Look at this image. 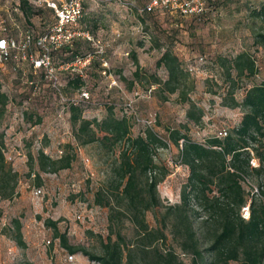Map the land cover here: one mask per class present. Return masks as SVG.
<instances>
[{
    "label": "rangeland",
    "instance_id": "obj_1",
    "mask_svg": "<svg viewBox=\"0 0 264 264\" xmlns=\"http://www.w3.org/2000/svg\"><path fill=\"white\" fill-rule=\"evenodd\" d=\"M28 1L34 14L29 19L20 12L14 17L20 29L30 28L37 35L53 21V15L40 0ZM129 1L138 7L147 3V0ZM262 1L204 0L206 10L198 17L200 20L193 17L173 18L159 10L141 16L134 9L108 0L98 4L90 0L84 2L77 28L87 31L91 38L99 41L103 46L102 53H96L95 47L86 39L77 38L68 48L76 47L79 54L92 51L95 62L90 63L82 77L59 69L58 78L67 97L76 95L80 88L88 90L91 98L81 106L82 116L88 120H102L109 108H113L116 117L124 116L121 105L133 97L135 90L142 92L146 89L152 76L166 79L164 67L156 66L165 50H171L184 68L198 56H204L206 60L202 65L197 64V74H190L195 87L189 96L202 111L200 123L194 124L186 118L187 105L180 103L175 93H165L166 99L162 100L157 87L149 98L133 102L141 117L153 120L151 129H145V132L150 130L166 142L165 145L154 146L153 161L157 167L150 176L156 174L162 179L157 185L160 209L155 212L149 210L145 214V221L151 227L162 222L164 206L179 202L180 191L188 176V168L178 160L177 147L169 140V131L179 129L199 144L216 137L221 129H225L227 135L232 134L239 125L242 111L227 105L229 94L239 102L246 88L252 84H264V49L254 43V35L261 31V23L251 16L252 10ZM17 3L18 0H0V35L6 30L13 33L6 10H12ZM114 14L125 15L129 19L122 22L125 17L115 19L111 17ZM111 27L119 30L113 38L109 33ZM143 34L149 38H144ZM241 51L251 55L257 73L255 76H236L231 71L233 79L227 80L226 60ZM133 54L138 61L139 78L133 75L136 69ZM64 56V52L54 54L56 66L65 60ZM103 62H106V67H103ZM111 77L116 80V85L109 87ZM30 79L38 82L37 90L28 85ZM0 85L7 95L5 112L0 118V132L3 134L4 154L12 157L11 161L5 160L17 173L14 195L9 199L0 198V264H65V256L69 253L54 238V228L47 221L53 222L59 232L66 234L70 245L98 253L99 239H105L108 234L109 209L98 205L94 198L100 189L111 191L110 183L119 155L99 143L86 146L76 143L69 110L41 80L40 74H34L29 63L19 64L16 70L8 64L1 67ZM62 108L64 110L60 112ZM128 123L132 138L143 132V128L130 118ZM98 135L101 136V133ZM39 149L53 160L70 156V167L54 171L48 166L40 170L37 162ZM85 159L87 162H84ZM242 185L250 196L258 197L260 190H264V179L249 173L243 178ZM33 187H41L43 194L33 197ZM108 197L111 207L114 206V198L109 193L105 194V198ZM117 208L121 209V206ZM190 208L198 212L194 216V227L200 235V223L205 214L198 209L195 200L190 201ZM78 214L81 219H76ZM13 219L21 224L23 247L12 238ZM114 222H122V232L128 239L132 238V221L127 213L117 215ZM165 232L167 244L173 246L185 264H191L190 256L182 254L171 241L169 229ZM47 240H50L49 244H46ZM74 256L73 264H98L81 253Z\"/></svg>",
    "mask_w": 264,
    "mask_h": 264
},
{
    "label": "trees",
    "instance_id": "obj_2",
    "mask_svg": "<svg viewBox=\"0 0 264 264\" xmlns=\"http://www.w3.org/2000/svg\"><path fill=\"white\" fill-rule=\"evenodd\" d=\"M85 1L83 0V10ZM124 1L135 5L132 1ZM15 7L27 19L34 14L28 0H18ZM156 10L173 18L179 17L159 8L139 15L154 13ZM251 16L261 23V31L254 35V43L264 49V0L252 10ZM193 18L200 20L198 17ZM52 23L53 21L37 35L45 33ZM7 34H10L8 30L3 35ZM58 52L65 53L63 62L92 53L89 50L79 54L76 47H63L52 52L53 61L54 54ZM132 57L136 67L133 75L139 78L137 58L135 54ZM226 63L227 80L233 79L231 71L236 76H255L257 73L255 61L246 51L237 53L232 59L226 60ZM161 65L166 71V79L152 76L151 83L142 92L154 85L162 100L166 99L165 93H175L178 101L187 105L186 118L194 124L200 123L202 111L189 96V92L195 87L194 79L169 49L157 60L156 66ZM228 97L227 105L238 107L242 111L239 125L232 134L210 137L204 144H199L191 141L179 129L169 131V140L177 147L178 160L188 168V176L180 191L179 202L164 206L162 222H158L155 227L145 221V214L149 210L158 211L161 206L157 185L162 177L156 174L150 176V173L157 167L153 161L154 146L165 145L164 141L150 130L144 136L132 138L129 136L128 118L123 113L124 116L116 117L113 108H109L107 115L98 121L82 116L83 104L68 106L69 121L76 143L80 146L99 143L119 155V163L110 183L111 191L100 189L94 198L98 205L109 209L108 234L105 239H99V252L70 245L66 234L59 232L53 222L47 221L54 228V238L59 240L69 254L81 253L98 264H185L173 246L167 244L165 231L169 229L171 241L182 254L190 256L191 264H264V190H260L258 197H253L242 185L243 178L249 173L264 179V84H252L246 88L239 102L231 93ZM6 104L7 95L0 85V118L4 115ZM252 157L258 162L256 167L250 164ZM37 162L40 170L51 166L55 171L70 167L71 157L64 155L53 160L39 149ZM16 183L17 173L5 160L3 134L0 132V198H11L15 193ZM107 193L114 198L115 204L112 207L110 198H105ZM191 200H195L198 209L205 214L200 223V235L194 227V216L198 212L190 208ZM246 204L249 206L248 218L241 215V208ZM117 206H121V209ZM123 213H127L132 221L130 223L134 233L131 239L122 232V222H114L117 215ZM167 219L170 222H166ZM12 222V238L18 246L23 247L21 224L17 219Z\"/></svg>",
    "mask_w": 264,
    "mask_h": 264
},
{
    "label": "built area",
    "instance_id": "obj_3",
    "mask_svg": "<svg viewBox=\"0 0 264 264\" xmlns=\"http://www.w3.org/2000/svg\"><path fill=\"white\" fill-rule=\"evenodd\" d=\"M52 11L53 23L49 29L40 35L34 34L32 29H20L17 20L14 17L19 13V10L14 7L12 10H6L7 21L13 30V33L0 36V68L9 65L12 70H16L19 64L27 62L33 69L34 74H40L41 80L47 84L49 88L57 96L62 105L66 107L70 105L88 103L91 96L88 90L80 88L76 95L67 97L63 93V88L58 78V70L74 72L80 77L83 76L84 70L90 65L93 60V53H87L83 56L76 57L71 61L62 62L59 66L53 61L52 52L63 48L70 47L73 41L77 38L86 39L94 47L96 53H102L103 46L99 41L91 38L89 33L77 28V22L83 14V0H40ZM96 4L102 0H90ZM114 2L122 7L134 9L138 14H145L153 11L156 8L162 9L166 12L175 13L181 18L199 17L202 16L206 10L203 0H147V3L141 7L135 6L124 0H108ZM144 38H149L148 35L143 34ZM206 62L204 56H198L192 63L185 66V70L191 74L198 73V65ZM106 67V62L102 63ZM105 74V71H102ZM28 85L35 91L38 89V82L34 79L27 81ZM109 87L116 85V80L111 77L108 83ZM155 89L151 85L149 89L144 92L135 90L133 97L129 98L127 102H123L121 110L123 114L130 118L131 121L143 128L140 135H145V129H151L153 120L147 117H141L134 108V100L139 98H149L152 90ZM64 109L62 108L60 112ZM227 132L221 129L217 132V137H225ZM165 142V141H164ZM166 143V142H165ZM182 140L180 141L181 146ZM61 154V152H59ZM7 161H11L10 154H4ZM87 162V159L84 160ZM250 164L256 167L257 160L252 157ZM33 197H40L43 194L41 187H33L31 190ZM241 215L244 218L249 216V206L246 204L241 208ZM76 219H81L78 214ZM50 240L46 241L49 244ZM65 264H73L75 260L74 254H66Z\"/></svg>",
    "mask_w": 264,
    "mask_h": 264
},
{
    "label": "crops",
    "instance_id": "obj_4",
    "mask_svg": "<svg viewBox=\"0 0 264 264\" xmlns=\"http://www.w3.org/2000/svg\"><path fill=\"white\" fill-rule=\"evenodd\" d=\"M111 17H113L115 19H121V17H125V18H122V19H125V20H122V22H126V20L129 19V17L127 18V16H125V15L124 16H120V15H117V14H114ZM109 33H110V36L113 38V35H118L119 30L116 27H111Z\"/></svg>",
    "mask_w": 264,
    "mask_h": 264
}]
</instances>
